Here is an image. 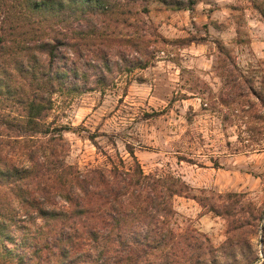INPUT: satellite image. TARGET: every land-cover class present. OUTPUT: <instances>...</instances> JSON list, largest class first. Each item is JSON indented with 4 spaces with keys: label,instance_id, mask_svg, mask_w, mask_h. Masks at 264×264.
I'll list each match as a JSON object with an SVG mask.
<instances>
[{
    "label": "rangeland",
    "instance_id": "obj_1",
    "mask_svg": "<svg viewBox=\"0 0 264 264\" xmlns=\"http://www.w3.org/2000/svg\"><path fill=\"white\" fill-rule=\"evenodd\" d=\"M131 10L100 18L109 44L83 45L77 66L90 75L91 90L53 96L48 120L65 126L66 162L84 169L106 164L110 155L130 163L133 148L145 173L187 184L173 201L174 227L187 241L197 238L210 250L227 244L241 264L253 256L264 264V59L239 58V36L223 39L210 27L264 22V0H198L193 9L147 0ZM16 26L23 33L22 23ZM131 39L145 59L152 53L148 67L133 68L141 54L127 44ZM245 51L255 49L249 43ZM104 74L108 83L98 87L94 77ZM2 77L26 84L13 64ZM7 106L0 101V108Z\"/></svg>",
    "mask_w": 264,
    "mask_h": 264
},
{
    "label": "trees",
    "instance_id": "obj_2",
    "mask_svg": "<svg viewBox=\"0 0 264 264\" xmlns=\"http://www.w3.org/2000/svg\"><path fill=\"white\" fill-rule=\"evenodd\" d=\"M144 1L0 0V71L13 64L26 83L15 86L0 72V101L9 108H0L6 132L0 130V264H217L221 255L227 259L221 264L243 263L227 244L210 250L176 230L173 201L188 187L181 179L145 173L133 148L128 149L130 163L108 155L104 165L69 164L65 126L48 120L54 95L67 98L91 90L86 87L90 75L77 64L83 45L111 41L100 18L130 14ZM153 1L176 9H193L198 2ZM12 19L15 24L9 26ZM20 23L27 27L21 34ZM127 44L138 46L141 54L133 68L151 64L152 53L145 59L137 41ZM94 78L98 87L109 79L105 74ZM207 251L213 259L206 258ZM257 260L253 256L247 264Z\"/></svg>",
    "mask_w": 264,
    "mask_h": 264
},
{
    "label": "crops",
    "instance_id": "obj_3",
    "mask_svg": "<svg viewBox=\"0 0 264 264\" xmlns=\"http://www.w3.org/2000/svg\"><path fill=\"white\" fill-rule=\"evenodd\" d=\"M210 27H212L214 31L216 29L223 39H225L227 35H232V34H234L235 37L239 36L238 42L239 45L241 46V50L239 51L240 54L239 58L243 60L246 59L247 57L249 59L253 57L254 58L259 57L264 59V22L263 21L257 20L255 24H228V25L210 24ZM249 43L250 46L255 49L254 54L245 51V48L248 47Z\"/></svg>",
    "mask_w": 264,
    "mask_h": 264
}]
</instances>
